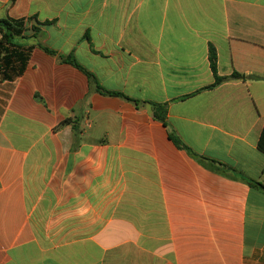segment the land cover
Here are the masks:
<instances>
[{"label":"crops","instance_id":"crops-1","mask_svg":"<svg viewBox=\"0 0 264 264\" xmlns=\"http://www.w3.org/2000/svg\"><path fill=\"white\" fill-rule=\"evenodd\" d=\"M9 18L49 24L0 81V264H264V0H0Z\"/></svg>","mask_w":264,"mask_h":264},{"label":"trees","instance_id":"trees-1","mask_svg":"<svg viewBox=\"0 0 264 264\" xmlns=\"http://www.w3.org/2000/svg\"><path fill=\"white\" fill-rule=\"evenodd\" d=\"M48 22L41 23L36 18L25 20H15V19H2L0 20V81H13L16 78L20 77L26 70L31 52L34 46H28L24 44V41L30 40L31 38L36 39L41 34V26L48 25ZM46 52L51 55H57L55 51L50 50L48 47H43ZM60 59L65 62L76 66L87 74V76L93 81L96 85V88L99 92L107 94L110 96H124L120 93L106 91L95 78V76L83 68L75 59L73 55L67 57L60 56ZM210 62L211 69L215 76V83L209 88H215L220 85L222 82L227 80L225 77H220L217 70V52L215 48L211 47L210 49ZM233 78H245L240 74L233 75ZM125 97V96H124ZM127 98V97H126ZM128 100L129 99L127 98ZM153 107L155 118L165 122V117L167 113V108L155 103H149ZM71 120L67 119L63 121V125L70 124ZM78 129V127H75ZM172 139L175 143L182 148L181 142L175 137L172 136ZM259 150L264 153V129L262 131L259 143ZM202 162H205L212 166H216L215 161L202 158ZM219 170V167L217 168ZM251 185L259 187L264 190V186L255 182H250Z\"/></svg>","mask_w":264,"mask_h":264}]
</instances>
